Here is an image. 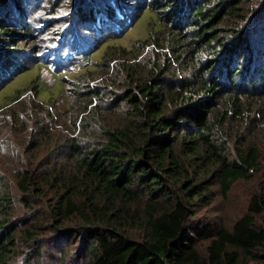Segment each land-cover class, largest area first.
Wrapping results in <instances>:
<instances>
[{"label":"trees","instance_id":"1","mask_svg":"<svg viewBox=\"0 0 264 264\" xmlns=\"http://www.w3.org/2000/svg\"><path fill=\"white\" fill-rule=\"evenodd\" d=\"M245 1L147 0L144 9L155 16L148 32L159 25V33L135 44L150 42L158 51L153 76L129 80L132 87L112 99L114 109H125L99 137L81 141L73 129L54 163L21 171L17 194L0 183V264H13L24 246L25 264L44 251L54 257L57 250L65 258L69 249L76 264H264V185L230 229L213 222L192 225L197 207L210 206L217 189L224 196L260 171V149L246 145L229 156L222 139L225 126L249 113V101L262 99L257 93L264 87V69L256 65L247 77L253 62L248 33L254 30L230 27L243 17ZM123 2L124 9L131 1ZM3 3L21 16L19 1ZM135 10L115 18L109 31L130 27ZM11 27L0 8L3 81L25 70L11 57L16 48L7 47L31 32L23 24ZM139 203L146 217L134 223L120 206ZM19 208L30 213L20 216ZM73 216L82 230L65 226ZM130 225H140V233H126ZM42 231L52 237L39 236Z\"/></svg>","mask_w":264,"mask_h":264},{"label":"rangeland","instance_id":"2","mask_svg":"<svg viewBox=\"0 0 264 264\" xmlns=\"http://www.w3.org/2000/svg\"><path fill=\"white\" fill-rule=\"evenodd\" d=\"M17 1L20 2L21 16L10 11L11 5H0L11 29L19 28V24L31 29L30 33L17 37L7 47L16 48L11 57L25 66V70L10 79H0V183H8L7 188L12 194L19 192L16 181L21 171H38L46 162L54 163L58 159L59 148L70 135L78 133L81 141L97 138L103 129L120 121L125 104L114 109L112 99L132 87L129 80L153 76V63L158 54L150 42L142 48L141 44L135 43L145 40L147 34L159 33V25L148 32V22L155 20V16L144 9L147 0H128L131 2H126L124 9L123 0ZM134 9L137 17L130 27L109 31L108 27L115 18H123ZM241 9L239 12L243 17L232 21L230 27L254 30L248 33L249 45L253 48L248 77L254 73L256 65L264 69V37H261L264 33L263 0H246ZM260 17L261 20L257 21ZM16 32L19 35L21 31ZM106 37L112 38L103 42ZM3 38L7 41L10 36ZM134 44L136 46L132 48ZM120 49L127 52L122 53ZM85 52L89 53L85 56ZM86 57L90 58L89 62L84 60ZM1 67L0 72H3ZM257 94L262 99L259 101L253 97L249 101V113L244 114L241 123L225 126L222 139L229 156L234 155L235 148L246 145L260 149L263 152L260 171H252L249 178L235 183L224 196L217 189L210 206L197 207L192 225L213 222L230 229L247 212L251 194L264 185V87ZM258 104L262 106L260 111ZM120 207L122 214L128 210L133 215L134 223L146 217L140 203L121 204ZM18 210L20 216L30 213ZM82 225L75 216L65 222V226L73 230H82ZM139 229L140 225H130L126 233L137 235ZM38 235L50 238L52 232L42 231ZM25 247L13 264L27 263L24 260L29 250ZM71 251L69 249L65 258H59L57 250L53 253L50 250L54 257L44 251L42 258L32 259L30 264H76Z\"/></svg>","mask_w":264,"mask_h":264}]
</instances>
